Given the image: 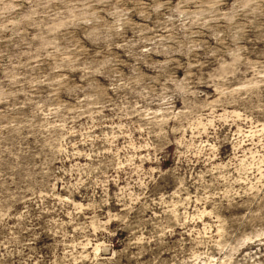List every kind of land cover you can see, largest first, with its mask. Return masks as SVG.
Wrapping results in <instances>:
<instances>
[{
  "label": "clouds",
  "instance_id": "obj_1",
  "mask_svg": "<svg viewBox=\"0 0 264 264\" xmlns=\"http://www.w3.org/2000/svg\"><path fill=\"white\" fill-rule=\"evenodd\" d=\"M249 245L264 264V0H0V264Z\"/></svg>",
  "mask_w": 264,
  "mask_h": 264
},
{
  "label": "rangeland",
  "instance_id": "obj_2",
  "mask_svg": "<svg viewBox=\"0 0 264 264\" xmlns=\"http://www.w3.org/2000/svg\"><path fill=\"white\" fill-rule=\"evenodd\" d=\"M234 131H238V130L234 129ZM57 187H58V190L62 191V186H57ZM193 192H195V189H193ZM194 209H195V205H193L191 208H189L188 211L194 212ZM207 220H208L207 217H203V222H201V221H198L196 219L195 215L192 216L193 226L197 227V228L207 227ZM185 223H187V214L185 217ZM259 226H260L259 223H257V227H259ZM254 248H255V245H249V246L243 248L240 251L239 255L237 256L235 264H244L245 253L249 252L251 249H254ZM261 259L264 260V257H261ZM248 264H251V262L249 261Z\"/></svg>",
  "mask_w": 264,
  "mask_h": 264
}]
</instances>
